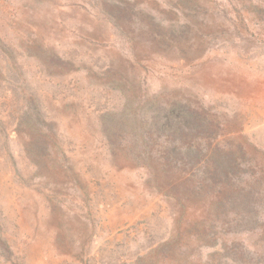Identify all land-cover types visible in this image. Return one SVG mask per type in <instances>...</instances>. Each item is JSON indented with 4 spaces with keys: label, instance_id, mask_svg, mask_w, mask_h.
I'll list each match as a JSON object with an SVG mask.
<instances>
[{
    "label": "rangeland",
    "instance_id": "1",
    "mask_svg": "<svg viewBox=\"0 0 264 264\" xmlns=\"http://www.w3.org/2000/svg\"><path fill=\"white\" fill-rule=\"evenodd\" d=\"M0 264H264V0H0Z\"/></svg>",
    "mask_w": 264,
    "mask_h": 264
}]
</instances>
